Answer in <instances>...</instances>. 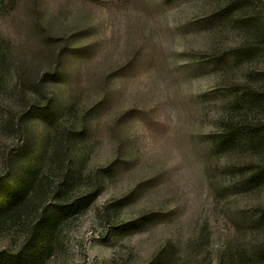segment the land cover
<instances>
[{
	"label": "rangeland",
	"instance_id": "1",
	"mask_svg": "<svg viewBox=\"0 0 264 264\" xmlns=\"http://www.w3.org/2000/svg\"><path fill=\"white\" fill-rule=\"evenodd\" d=\"M222 2L0 0V41L13 52L0 117L19 113L10 98L20 88L30 94L51 78L45 87L57 103L94 105L89 167L115 159L126 140L103 192L63 224L54 255L33 264H152L156 256L162 264H264V183H241L259 161L245 140L221 141L224 125L257 121L241 98L252 64L231 54L212 61L238 41L233 14L207 25ZM106 87L109 103L99 105ZM13 137L0 125V175ZM135 222L144 225L129 227ZM18 239L14 229L0 233V253Z\"/></svg>",
	"mask_w": 264,
	"mask_h": 264
},
{
	"label": "trees",
	"instance_id": "2",
	"mask_svg": "<svg viewBox=\"0 0 264 264\" xmlns=\"http://www.w3.org/2000/svg\"><path fill=\"white\" fill-rule=\"evenodd\" d=\"M222 5L221 9H213L207 14V25L219 24L223 12L233 14V26L236 32L239 31L238 41L229 52L214 54L212 61L222 64L231 54L234 59L252 64L254 71H248L242 82L241 98L250 102L257 121L251 122L249 127L224 125L221 141L225 147L232 148L236 139L245 140L247 145H243L256 157L254 162L259 163L256 171L241 183L258 185L259 180L264 183V2L223 0ZM70 47L74 46H67L62 60ZM11 57L13 52L0 41V93L6 90L2 72L8 64L7 71L11 70ZM65 64L58 65L57 69L62 70L56 74L65 71ZM19 79L23 78L17 75L16 80ZM48 81L53 80L39 78L30 94L20 88L19 93L10 98L11 103L21 105L19 113L8 111L9 116L0 117V125L14 136L10 157L0 175V233L14 229L19 236L15 249L0 253V264H27L30 260L33 264L53 256L62 246L60 231L63 224L88 211L106 188L108 179L114 176L119 161L124 159L121 149L126 140H121L115 159L88 166L89 149L95 142L84 139L95 122L94 105L87 104L79 109L73 97H67L64 105L57 103V99L46 91ZM109 97L106 87L97 98L99 105L108 104ZM258 213L264 219V209ZM143 225V222H135L129 227ZM125 227L118 226L116 232ZM159 258L156 256L152 264H162L164 260L158 261Z\"/></svg>",
	"mask_w": 264,
	"mask_h": 264
}]
</instances>
